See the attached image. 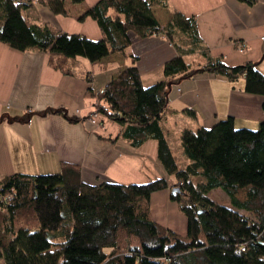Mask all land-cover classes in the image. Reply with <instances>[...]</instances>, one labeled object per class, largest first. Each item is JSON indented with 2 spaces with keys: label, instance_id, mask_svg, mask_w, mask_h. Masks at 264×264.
I'll return each instance as SVG.
<instances>
[{
  "label": "trees",
  "instance_id": "obj_1",
  "mask_svg": "<svg viewBox=\"0 0 264 264\" xmlns=\"http://www.w3.org/2000/svg\"><path fill=\"white\" fill-rule=\"evenodd\" d=\"M36 1L54 15L68 16L66 0ZM69 1L79 5L84 0ZM169 3L101 0L79 18V23L93 19L99 25L103 39L91 41L53 26L31 25L23 16L30 8L25 0H0V42L24 53H45L49 65L66 76L74 75L79 57L93 64L125 54L131 33L142 39L162 35L173 44L179 56L166 64L158 84L144 87L132 56L130 66L103 92L89 89L96 104L84 119L64 108L39 114L63 116L73 125L107 118L123 128L122 137L135 148L157 141L161 163L181 188L172 201L188 220L183 236L152 218L153 194L171 188L166 179L91 186L83 183L78 165L64 162L60 173L1 180L0 264H264V123L257 131L237 129L228 118L211 129L184 130L181 146L190 162L185 169L176 162L162 126L170 91L181 81L202 73L230 82L244 78L246 93L264 97V75L252 63L232 68L212 58L195 17L175 12L161 28L152 10ZM191 55L203 56L205 64H188ZM185 113L195 116L194 110ZM32 115L11 120L28 122ZM219 189L234 208L209 197Z\"/></svg>",
  "mask_w": 264,
  "mask_h": 264
},
{
  "label": "crops",
  "instance_id": "obj_2",
  "mask_svg": "<svg viewBox=\"0 0 264 264\" xmlns=\"http://www.w3.org/2000/svg\"><path fill=\"white\" fill-rule=\"evenodd\" d=\"M99 1L74 5L66 0L68 16H57L36 0H25L30 8L23 16L31 25H49L101 41L103 35L93 19L79 23L80 16ZM152 11L161 28L168 26L175 12L195 17L212 58L232 68L252 63L264 75V0H170L167 8ZM130 38L132 45L125 54L114 53L93 64L85 57L77 58L71 76L53 69L43 52L24 53L0 42V182L13 175L60 173L64 162L78 165L83 183L91 186L109 182L142 185L166 179L171 188L153 194L152 218L185 236L188 220L172 201L177 182L159 159L157 141L135 148L122 137L123 128L107 118L73 125L63 116L39 114L64 108L71 117L84 119L96 104L87 95L89 89L103 92L130 66L132 56L138 59L144 87L163 81L164 67L179 56L173 44L162 35L142 39L131 33ZM186 61L194 67L205 64L200 55ZM245 84L244 78L230 82L217 74L202 73L174 85L162 125L172 152L174 144L182 151L184 130L211 129L228 118L234 119L237 129L259 130L264 123V97L246 93ZM187 109L194 110L195 116L187 115ZM27 112L33 113L28 122L11 120ZM174 156L179 165L175 152ZM182 162L185 168L190 164L187 158Z\"/></svg>",
  "mask_w": 264,
  "mask_h": 264
},
{
  "label": "rangeland",
  "instance_id": "obj_3",
  "mask_svg": "<svg viewBox=\"0 0 264 264\" xmlns=\"http://www.w3.org/2000/svg\"><path fill=\"white\" fill-rule=\"evenodd\" d=\"M188 64H189V62H187ZM173 152H175V155H176V157H177V161L179 162V166H180V168L181 169H184L185 168V163L184 162H182V159H185L186 160V158H185V156H183V154H182V152L183 151H181V150H179V148L178 147H176L175 146V144H174V146H173ZM183 157V158H182ZM174 181H172V183H173ZM177 187H179V184H177L176 185ZM173 188V187H172ZM210 195H209V197L213 200V201H215V202H217L218 204L220 203V204H223L225 207H227V208H234L233 207V205L230 203V200H229V198H228V196L225 194V193H223L222 192V190H214V191H212L211 193H209ZM245 214V213H244ZM4 264V263H3Z\"/></svg>",
  "mask_w": 264,
  "mask_h": 264
},
{
  "label": "water",
  "instance_id": "obj_4",
  "mask_svg": "<svg viewBox=\"0 0 264 264\" xmlns=\"http://www.w3.org/2000/svg\"><path fill=\"white\" fill-rule=\"evenodd\" d=\"M179 192H181V188H180V187H177L176 185L173 186V188H172V195L175 196V194H176V193H179ZM200 213H201V212H200Z\"/></svg>",
  "mask_w": 264,
  "mask_h": 264
},
{
  "label": "built area",
  "instance_id": "obj_5",
  "mask_svg": "<svg viewBox=\"0 0 264 264\" xmlns=\"http://www.w3.org/2000/svg\"><path fill=\"white\" fill-rule=\"evenodd\" d=\"M23 1H24V0H18V2H23ZM92 122H93V124L96 123L95 121H92ZM12 197H13V194L8 195L5 199H6V201H11Z\"/></svg>",
  "mask_w": 264,
  "mask_h": 264
}]
</instances>
